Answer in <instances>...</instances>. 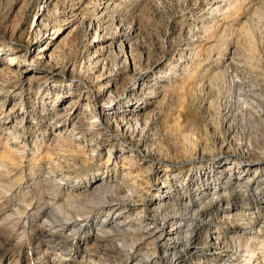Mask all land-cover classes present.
<instances>
[{
  "label": "rangeland",
  "instance_id": "374dc122",
  "mask_svg": "<svg viewBox=\"0 0 264 264\" xmlns=\"http://www.w3.org/2000/svg\"><path fill=\"white\" fill-rule=\"evenodd\" d=\"M235 1L243 21L248 5L264 0H0V258L65 264L62 257L57 263L60 251L47 242L38 218L60 203L74 214L66 200L70 186L88 185L105 173L120 184L116 200L107 204L121 207L131 220L120 225L119 217L99 234L92 226L87 251L83 245L69 264H151L149 248L160 257L163 246L138 239L135 212L153 207L155 195L177 184L173 175L192 182L183 187L194 193L195 215L188 211L187 217L182 208L184 216L211 227L231 225L217 222L222 215L211 211L228 195L222 191L217 198L211 177L204 195L206 179L191 178L210 163H241L237 170L255 178L231 186L240 208L264 187V61L250 67L244 60V38L228 9ZM238 36L242 43L232 59L230 44ZM69 120L62 136L71 145L64 146L69 152L61 162L71 177H64L52 161L63 153L51 129ZM10 146L24 148L23 156H12ZM51 168L57 184L44 180ZM95 208L88 213L97 222L102 216ZM244 220L249 222L231 220L235 235ZM140 221H150L147 212ZM263 222L264 202L254 232L246 235H255ZM194 239L210 251L204 230ZM235 243L229 240L230 249H237ZM255 247L253 264L264 258V244ZM203 257H193V264H207Z\"/></svg>",
  "mask_w": 264,
  "mask_h": 264
},
{
  "label": "bare ground",
  "instance_id": "6f19581e",
  "mask_svg": "<svg viewBox=\"0 0 264 264\" xmlns=\"http://www.w3.org/2000/svg\"><path fill=\"white\" fill-rule=\"evenodd\" d=\"M228 9L229 11L230 10L233 11V13L236 16L235 22H238V25H234L235 27L237 26V28H235V31L238 32V35L240 33V36L244 38V41L240 39L243 41V46H245L246 48L245 52H247L246 55L244 56L245 58L244 60H246V62L248 63L250 67L255 66V62L257 65L259 60L264 61V29L262 28V26H264L262 25L263 20H264V1H262L261 4L255 5L251 3L250 5H248V7L246 8V10L248 11V17L245 18L243 21L242 19L237 18V16L240 13V10H239L240 5L237 1L233 2L232 5L228 7ZM237 32H235V34ZM232 38L233 37H231V39ZM238 41H239V36L237 39L235 40L233 39L232 44H230L231 45L230 47H233V50L231 52L232 59H233L234 53L236 52L235 49L241 42V41L240 42ZM223 73H220V75H217L218 74L217 73L214 79L217 80L216 77L222 76ZM255 107L259 109L260 105L257 104L255 105ZM71 125L72 127L74 126L73 123ZM69 126H70V120L65 121V123L62 124L60 127L53 126L51 129L52 131H56L57 135L60 138V140L58 139L60 141V144L58 145V147L60 148V150H62L61 151L62 153L69 152V150L64 148L65 145L66 146L71 145L68 143L69 142L67 138L68 135L63 133L64 135L62 136V132H66ZM42 144L45 146L44 143ZM42 144H41V147H42ZM14 145L15 143H13V146ZM43 148H44V154L47 155L49 158L52 157V155L49 153V150H47L46 146ZM10 149L12 150V153H11L12 156L16 155L17 153H19V156H23L25 152L24 148H19V146H17L16 148H13L12 146H10ZM65 154L66 153H63L61 156L54 157L52 161L55 163L56 167L60 169L64 177L65 176L71 177V174L66 173L64 171V166L62 165L63 163L61 162V161H64L62 156H65ZM60 158L62 160H60ZM218 162L208 164V166L203 171L199 169L197 172H195L197 173V175L192 176L191 179L196 180V179L205 178L206 183L203 184L204 185L203 193L204 195H207L208 194L207 190L208 188H210L208 187L207 180H209L211 177L214 183L215 184L217 183L216 185L214 184L215 191L216 193H218L217 198H221L220 194H223V192H224V195L225 194L228 195L227 198L224 200L219 199L218 203H216L217 206L215 210H211V211L215 213L217 212L218 214L222 215L221 218L219 219L217 218L218 219L217 222H220V221L222 222V219H223V222H225L224 220L227 219L228 220L226 221L227 224H231V225H226L225 227H219V225L211 227L209 224L208 226H206V223H204V221L188 219L187 218L189 217L188 211H192L191 214L195 215V208H194L195 202H194V199H192L193 198L192 194L194 193H190L186 191L187 188L184 189L183 186L186 184L190 185L189 182L190 183L192 182L189 181L190 178H186L187 179L186 181L185 178L179 179L178 176L173 175L170 177L171 179H173L172 183L173 184L177 183V184L171 185L170 183V185L167 186V190H165L162 194L155 195L153 207L147 208L146 210H141L139 208L135 212V214L139 216V217H136V219H138V222L136 224H139V225H135L137 229L134 228L136 229L135 232H138V236H139L138 239L140 241L146 240L148 244L153 245V246H156L158 244H159L158 247L163 246V250L160 253V257H157L155 255L157 251L152 252V251H149L150 248L149 250L147 249L146 250L148 251L147 253L154 254V255H152V257H150L149 260L146 262L151 263V264H193L195 262L193 257H196L197 255L203 253L204 257L202 259L204 262H207V264H253L252 258L257 253L256 252L257 248L255 247V244L256 243L264 244V233L262 235H259V232L261 231L264 232V222L262 223V225L259 226V229L255 235H253L254 233L248 236L246 234L248 233L251 234V232H254L252 231L251 226L253 223V219L256 217V213L259 212V204L264 202V187H262V189L259 192L254 193L251 196L250 194L247 195L246 197L250 198L251 200H248L247 202H245L246 201L245 199L244 202H241L240 203L241 205H239L241 206V208L238 207L237 204L234 202L235 192L233 191L236 189L233 190L232 187H235V186L237 187L241 184H244V181H245L244 179L246 178L249 180L254 179L255 175L254 176L250 175L251 176L250 177V176H247L249 174V170L247 171L237 170L242 165L241 163H236L235 161L232 162L231 160V161L226 162L227 165L223 166V165H219ZM6 171L9 172L10 170L6 169ZM50 172L52 173V175L51 176L49 175V177H47L44 180L50 183L57 184V180L59 178L57 177L56 170L51 168ZM98 176H103V177L100 179L94 180V181L89 180L88 185L79 186L77 184H72V185L70 184L71 193H69L70 195H67L66 200L67 201L70 200L69 204H70V207L74 209V212H75L74 214L69 211H66L68 208L66 209L65 204L63 205V203H60L59 205L55 207L57 211L53 212V210L51 209L54 205H51L50 206L51 209L46 213L44 211V214H40V218H38V219H41V221L38 220L39 221L38 224L42 227H45L46 235L48 236L47 242H49L50 240L51 241L53 240L55 242L54 245H56L57 247L56 249L60 251L58 252L59 257L57 258L58 260L57 263L60 261V257H62L63 259L61 260V262L65 264H69V262L72 261V257H73L72 254L81 250L83 245H84L85 251H87L88 247L86 246H87V243L90 241V239H88L86 233H88L89 229H91L92 226H94L95 233L99 234L98 233L99 231H103V230H100L104 227L103 225L110 224L109 222H113L119 217H122L121 221L120 220L119 221H120V225H123L125 222H127L126 219H128V217H131L129 215L128 216L124 215V211L121 210V207L107 204L109 203V199L116 200L115 197L117 193L119 192L120 184L116 183L115 181L112 182L111 180L112 176L109 173L99 174ZM56 177L58 178L57 180H56ZM94 177L95 176L92 175L90 178H94ZM73 178L74 180H77L78 182H80V180L76 176H73ZM164 178L165 180L167 179L169 180V176L168 177L165 176ZM223 178L226 180L221 181L223 180ZM58 189H61V186ZM183 189L185 193L183 192ZM128 198L130 197L128 196ZM223 201L226 204L225 207H223L222 205ZM134 203H137V200ZM94 208L95 210L97 209L96 216H99V217L102 216L99 218V220H97V222H95L94 218H92L91 215L88 213L92 211ZM182 208H184V210H187L186 211L187 217L184 216V212L182 213ZM146 212L148 213V216L150 217V221L149 222L147 221L146 223H141L140 217L145 215ZM212 212H208V213L211 214ZM241 218L248 219L249 222H245L244 220L245 225L241 227V230H239L240 233L235 235L236 229H235L234 224L236 223H233L234 221L232 222L231 220L238 221V219H241ZM128 220L130 222L131 219H128ZM157 220L161 222L159 224H162L163 227L162 226L160 227L158 224H154V222H156ZM115 226L118 229L120 227L118 224H116ZM184 227H187V229H185ZM125 230H128V229H124V232H126ZM203 230L206 233V238L208 239V245L210 247V251L203 250L198 245V242H195L194 238L200 237L202 235ZM94 238H96V236ZM180 238H183V240H185L188 243L186 244V242L184 241L185 243L179 242L178 244L176 240ZM228 239L230 241L237 242L235 243V245H238L237 249L234 250L235 247L233 249H230L229 244H228L229 242ZM94 244H97V241L94 240ZM184 244L188 246L186 247ZM258 245L260 246L258 248L262 247L261 244H258ZM221 247L223 248V251L219 249ZM107 258H109V256ZM0 260H1L0 264H10L9 261H5L3 257H1ZM112 262L113 261H111V263ZM261 262H264V258L254 264H260ZM46 263L49 264L48 261H46ZM111 263L105 262V264H111Z\"/></svg>",
  "mask_w": 264,
  "mask_h": 264
}]
</instances>
